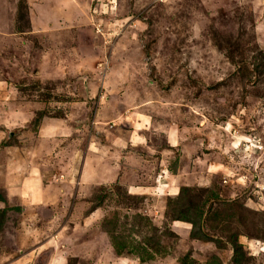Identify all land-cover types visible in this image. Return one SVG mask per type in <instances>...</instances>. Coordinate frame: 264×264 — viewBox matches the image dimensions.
Returning a JSON list of instances; mask_svg holds the SVG:
<instances>
[{"label": "rangeland", "instance_id": "374dc122", "mask_svg": "<svg viewBox=\"0 0 264 264\" xmlns=\"http://www.w3.org/2000/svg\"><path fill=\"white\" fill-rule=\"evenodd\" d=\"M0 264H264V0H0Z\"/></svg>", "mask_w": 264, "mask_h": 264}, {"label": "trees", "instance_id": "16d2710c", "mask_svg": "<svg viewBox=\"0 0 264 264\" xmlns=\"http://www.w3.org/2000/svg\"><path fill=\"white\" fill-rule=\"evenodd\" d=\"M189 190V188H187V187H181L180 188V192H179V194L177 195V197H176V199H175V201H174V203H175V205L176 206H181V204H182V202L185 200V198L188 196V191ZM213 195H215V194H213ZM217 195V194H216ZM194 230H196V229H192V233H195V231ZM197 233L198 234H201V233H203L204 234V236L206 237V238H209V237H213V235L212 234H208L206 231H204L203 229H199V230H197ZM233 245H234V251H235V254L236 255H238V249H237V247H238V245H237V241H234V243H233Z\"/></svg>", "mask_w": 264, "mask_h": 264}, {"label": "crops", "instance_id": "0c3cea01", "mask_svg": "<svg viewBox=\"0 0 264 264\" xmlns=\"http://www.w3.org/2000/svg\"><path fill=\"white\" fill-rule=\"evenodd\" d=\"M173 135H174V133H173ZM132 137V136H131ZM132 138H130V140H131ZM141 187H145V185H142V184H139ZM159 186H161V187H158L157 186V188H160V190L162 189L163 191H165L166 189H167V187L165 188V185H164V183L163 182H160L159 184H158ZM163 185V186H162Z\"/></svg>", "mask_w": 264, "mask_h": 264}]
</instances>
